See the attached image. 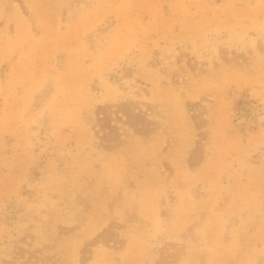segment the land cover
Masks as SVG:
<instances>
[{
  "label": "rangeland",
  "instance_id": "rangeland-1",
  "mask_svg": "<svg viewBox=\"0 0 264 264\" xmlns=\"http://www.w3.org/2000/svg\"><path fill=\"white\" fill-rule=\"evenodd\" d=\"M0 264H264V0H0Z\"/></svg>",
  "mask_w": 264,
  "mask_h": 264
},
{
  "label": "trees",
  "instance_id": "trees-1",
  "mask_svg": "<svg viewBox=\"0 0 264 264\" xmlns=\"http://www.w3.org/2000/svg\"><path fill=\"white\" fill-rule=\"evenodd\" d=\"M127 103H120L118 105H106L99 106L95 110V119L92 124V128L95 134L105 143V147L118 146L120 143V134L118 129L110 124L109 116L113 114H121V117L117 116L116 120L120 121L124 117V124L133 128L135 133L140 135H146L152 131V128L144 124L141 111L135 110L133 112ZM171 255V253H170Z\"/></svg>",
  "mask_w": 264,
  "mask_h": 264
}]
</instances>
